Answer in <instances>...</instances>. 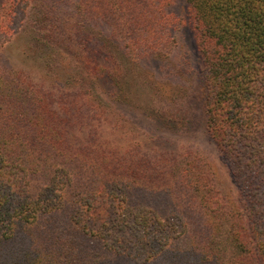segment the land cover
I'll use <instances>...</instances> for the list:
<instances>
[{
	"label": "trees",
	"instance_id": "trees-1",
	"mask_svg": "<svg viewBox=\"0 0 264 264\" xmlns=\"http://www.w3.org/2000/svg\"><path fill=\"white\" fill-rule=\"evenodd\" d=\"M32 2L0 0V50L22 28ZM175 4L38 0L29 28L41 47L34 50L40 53L36 62L48 69L57 43L76 59L66 47L73 44L69 22L80 36L78 23L83 27L92 17L119 11L130 23L127 49L140 46L136 52L149 58L165 55L174 39L160 29L175 33L171 25L181 19L166 11ZM184 4L200 60L204 125L235 198L217 195L208 178L211 167L203 161L193 165L191 153L186 159L179 155L181 165L157 170L147 161L137 165L130 152L118 157L117 151L80 145L84 133L55 105L53 83H47L49 90L3 65L0 264H264V0ZM112 34L123 35L115 26ZM92 39H84L82 47L91 54L85 58L88 52L82 50L81 63L87 73L83 84L89 82L94 91L92 81H107L108 75L99 65V49H91ZM94 98L101 102L98 94ZM178 202L189 209L194 203L202 219L194 223L187 210H178Z\"/></svg>",
	"mask_w": 264,
	"mask_h": 264
},
{
	"label": "rangeland",
	"instance_id": "rangeland-1",
	"mask_svg": "<svg viewBox=\"0 0 264 264\" xmlns=\"http://www.w3.org/2000/svg\"><path fill=\"white\" fill-rule=\"evenodd\" d=\"M37 1L33 0L22 28L0 50V61L3 58L9 61L8 64H1L0 69L5 66L22 71L45 88L47 83H53L51 91L55 105L65 110L84 133L78 138L80 145L89 149L100 147L108 153L117 151L118 157H127L130 152L134 163L141 165L142 161H147L151 168L157 170L167 169L173 163L181 165L184 163L181 156L186 159L185 154L191 153L193 165L203 161V164L211 167L208 178L213 181L217 195L224 199L229 196L235 198L232 180L204 125L200 60L193 31L185 15L184 0H176L175 5L166 8L181 22L171 25L176 27L173 34L166 27L160 29L174 39L173 48L165 51V55L157 53L149 58L141 50L136 52L140 46L133 52L127 49L131 37H125V27L130 26V23L127 14L119 11L116 15L107 14L100 19L92 17L84 22L83 27L78 23L81 27L80 36L74 35L73 22L70 21L69 36L73 44H67L66 47L71 49L76 59L71 52L69 54L63 49L62 42V47L57 43L54 45L53 59L50 56L48 69H42L41 63L36 62L40 53L34 50L41 47L29 29L36 18ZM114 26L123 34L116 39L113 34L110 35ZM86 37L93 38L91 49H99L102 55L98 59L99 65L108 75L107 81H92L94 91L89 82L83 84V80H87V73L81 63V56L82 50L88 52L82 47ZM90 54L88 52L83 57ZM48 73L52 78L50 81L47 79ZM54 79L56 82L52 81ZM96 90L95 94L99 95L101 102L94 98L95 94L90 95ZM97 101L99 105L94 107L93 103L98 104ZM105 108L108 110L105 111ZM112 114L115 117L109 119ZM189 206L190 209L183 202H178L177 208L187 210L194 223L199 222L202 219L198 214L199 209L194 203ZM26 247L27 243L18 245L21 250Z\"/></svg>",
	"mask_w": 264,
	"mask_h": 264
}]
</instances>
